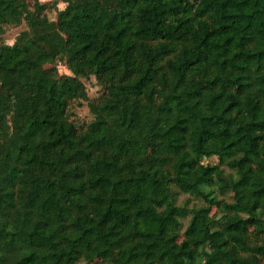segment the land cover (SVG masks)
<instances>
[{"label":"trees","instance_id":"obj_1","mask_svg":"<svg viewBox=\"0 0 264 264\" xmlns=\"http://www.w3.org/2000/svg\"><path fill=\"white\" fill-rule=\"evenodd\" d=\"M60 1L0 0V264H264V0Z\"/></svg>","mask_w":264,"mask_h":264},{"label":"rangeland","instance_id":"obj_2","mask_svg":"<svg viewBox=\"0 0 264 264\" xmlns=\"http://www.w3.org/2000/svg\"><path fill=\"white\" fill-rule=\"evenodd\" d=\"M24 2L29 5L30 8H33L35 3H46L47 8L44 10V15L46 16L47 25L49 27H54L55 18L57 15V11L62 9L65 4L56 0H24ZM56 4V6H55ZM26 23L23 21L18 26H6L5 31L0 35V40L5 43L12 44L16 38V36L24 29H26ZM57 70L60 75H72V72L66 67L64 60H58L57 62ZM1 80H8L9 76L0 73ZM86 87V92L88 99H78L70 103L68 110L69 119L78 127L84 129L89 122L94 121L96 117L93 115L90 109V102H95L100 98V86L97 85L96 79L94 76H88L85 78H81ZM215 158H207L204 159L205 162H216ZM226 172H230L229 169L225 168ZM172 192L174 193L175 203L178 205H187L189 208H193L196 206L202 205L203 201L200 197L196 195H191L188 193L181 192L177 190L175 187H172ZM217 199L219 200H230V194L219 193L217 195ZM213 210L215 208L213 207ZM189 221V217L184 219L183 228L187 225ZM78 264H103L100 260H93L92 262L80 261Z\"/></svg>","mask_w":264,"mask_h":264}]
</instances>
